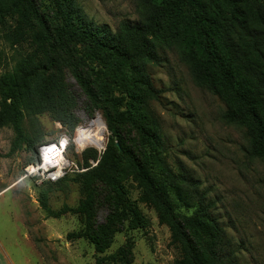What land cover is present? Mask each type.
Returning <instances> with one entry per match:
<instances>
[{
  "label": "rangeland",
  "instance_id": "rangeland-1",
  "mask_svg": "<svg viewBox=\"0 0 264 264\" xmlns=\"http://www.w3.org/2000/svg\"><path fill=\"white\" fill-rule=\"evenodd\" d=\"M78 3L89 19L114 32L121 31L124 21L141 23L147 16L142 0ZM36 6L50 22L51 2L36 0ZM43 35L37 22L23 20L21 11L0 19V78L18 67L40 74L24 97L19 130L0 127V264H187L181 243L134 177L125 185L143 225L132 228L127 219L113 233L110 246L103 253L96 250L89 233L112 215L101 194L110 176L106 156L113 136L78 79H92L93 65L77 52L52 53ZM157 54L149 72L163 92L151 100L150 108L166 137V162L174 172L199 182L216 201L215 214L239 250V263L264 264L263 160L251 155L244 130L223 118L225 102L196 81L179 44L158 43ZM98 118L105 134L102 149L78 138V128ZM64 136L69 140L66 157L83 172L69 173L53 184L25 178L35 147ZM122 141L132 150H144L143 139L130 125L124 127Z\"/></svg>",
  "mask_w": 264,
  "mask_h": 264
},
{
  "label": "trees",
  "instance_id": "trees-1",
  "mask_svg": "<svg viewBox=\"0 0 264 264\" xmlns=\"http://www.w3.org/2000/svg\"><path fill=\"white\" fill-rule=\"evenodd\" d=\"M49 1L54 15L50 22L36 0H0V19L21 11L24 21L43 29L52 53L77 52L93 65L92 79H78L113 136L106 156L110 176L101 194L112 215L89 233L96 250L103 253L127 219L132 228L143 225L125 185L134 177L181 243L187 264H240L239 250L215 214L216 201L199 182L174 172L166 162V137L150 108L163 90L155 86L149 66L158 62V43L179 44L196 81L225 102L223 118L244 130L251 155L264 162V0H142L145 20L124 21L119 32L89 19L78 0ZM38 71L18 67L1 76L0 127L19 130L24 97L31 92L33 78L39 81ZM126 125L140 134L143 151L122 141ZM39 145L31 162L38 159ZM178 204L190 213L177 210Z\"/></svg>",
  "mask_w": 264,
  "mask_h": 264
},
{
  "label": "built area",
  "instance_id": "built-area-1",
  "mask_svg": "<svg viewBox=\"0 0 264 264\" xmlns=\"http://www.w3.org/2000/svg\"><path fill=\"white\" fill-rule=\"evenodd\" d=\"M69 140L66 136L39 147L36 161L30 162L24 171V177L38 184L56 183L72 172H83L77 164L66 157Z\"/></svg>",
  "mask_w": 264,
  "mask_h": 264
},
{
  "label": "bare ground",
  "instance_id": "bare-ground-1",
  "mask_svg": "<svg viewBox=\"0 0 264 264\" xmlns=\"http://www.w3.org/2000/svg\"><path fill=\"white\" fill-rule=\"evenodd\" d=\"M91 127H94L95 129L92 128L94 130L90 131L89 128ZM78 134H79L78 138L81 144L94 145L97 146L99 149H102V146L104 144L105 134L103 129V123L100 118H98L97 120H93L92 122H89V124L80 126L78 128Z\"/></svg>",
  "mask_w": 264,
  "mask_h": 264
}]
</instances>
